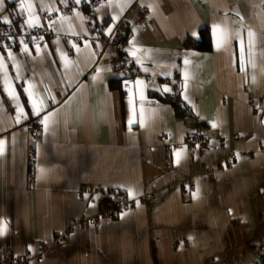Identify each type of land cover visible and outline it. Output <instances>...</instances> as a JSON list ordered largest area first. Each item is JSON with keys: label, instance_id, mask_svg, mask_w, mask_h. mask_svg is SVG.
Returning <instances> with one entry per match:
<instances>
[{"label": "crops", "instance_id": "crops-1", "mask_svg": "<svg viewBox=\"0 0 264 264\" xmlns=\"http://www.w3.org/2000/svg\"><path fill=\"white\" fill-rule=\"evenodd\" d=\"M0 8V33L56 31L0 46V254H28L30 264L264 257V0H4ZM116 27L126 71L86 40L63 39ZM203 32L210 50L185 44ZM171 94L188 115L159 98ZM32 121L42 124L38 139ZM190 135L208 137L209 147L190 148ZM229 153H237L231 168ZM115 189L135 204L82 224Z\"/></svg>", "mask_w": 264, "mask_h": 264}, {"label": "built area", "instance_id": "built-area-1", "mask_svg": "<svg viewBox=\"0 0 264 264\" xmlns=\"http://www.w3.org/2000/svg\"><path fill=\"white\" fill-rule=\"evenodd\" d=\"M103 0H91V7H96ZM140 22L141 24H147L149 22L150 14L146 11L140 12ZM120 29L116 27L113 33L107 34L104 37L89 36L84 38L79 35L63 34V39L72 44L73 47L79 46L83 40L91 46L97 58H101L104 54L107 55L109 64L118 70L126 71L131 65V60L128 55H124V44L117 38V34ZM56 35V31L50 27H31L27 31H20L14 27H9L5 31L0 33V46H15L19 44L27 43H38L45 39H50ZM71 56H74V51H69ZM133 80L129 79L124 83L126 91L132 89ZM60 100V99H59ZM27 127L32 131L34 138H39L43 135L42 124L38 121H32L28 123ZM185 143L190 148L197 150L201 147H209V138L203 135L188 136L185 137ZM218 143L222 146L226 145L224 139H219ZM237 157V153H229L226 160V165L228 168L232 167L233 161ZM153 192L145 193L142 200L149 203L153 199ZM111 201L113 203L112 207H106L99 216L87 219L81 223L88 225L91 223H96L107 216L118 215L129 209L135 204V200L128 198L125 194L121 192L120 189H115L112 194ZM80 223V222H79ZM78 223V224H79ZM75 223L71 225L66 231L61 232L57 235L56 240L59 242L65 241V236L68 232L75 231ZM31 258L28 254H20L12 252L11 254L2 253L0 254V264H30ZM264 257L257 256L256 264H263Z\"/></svg>", "mask_w": 264, "mask_h": 264}, {"label": "trees", "instance_id": "trees-1", "mask_svg": "<svg viewBox=\"0 0 264 264\" xmlns=\"http://www.w3.org/2000/svg\"><path fill=\"white\" fill-rule=\"evenodd\" d=\"M202 34H203L202 40L189 39L186 41L185 44L188 46L192 45L196 48L203 49V50H210L211 49V40L209 39V33L203 32ZM124 55H126V54L124 53ZM159 98L163 102H168V103L172 104L175 108L176 113L180 117H185L186 115H188L191 112L187 106H184L182 101L175 94L164 95V96H160ZM111 198H112V193H110V195H108V197L106 196V198H104V203L106 204V207H108V206L112 207L113 206Z\"/></svg>", "mask_w": 264, "mask_h": 264}, {"label": "snow or ice", "instance_id": "snow-or-ice-1", "mask_svg": "<svg viewBox=\"0 0 264 264\" xmlns=\"http://www.w3.org/2000/svg\"><path fill=\"white\" fill-rule=\"evenodd\" d=\"M3 2H4V0H0V5H2L3 4ZM3 9L2 8H0V11H2ZM4 22L5 23H10V21L8 20V18L7 17H5L4 18Z\"/></svg>", "mask_w": 264, "mask_h": 264}]
</instances>
